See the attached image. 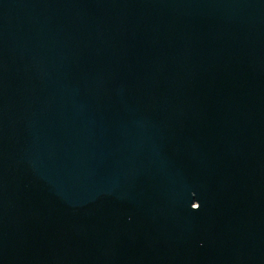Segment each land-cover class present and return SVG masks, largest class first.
Masks as SVG:
<instances>
[{"label":"water","instance_id":"obj_1","mask_svg":"<svg viewBox=\"0 0 264 264\" xmlns=\"http://www.w3.org/2000/svg\"><path fill=\"white\" fill-rule=\"evenodd\" d=\"M0 264H264V0H0Z\"/></svg>","mask_w":264,"mask_h":264}]
</instances>
